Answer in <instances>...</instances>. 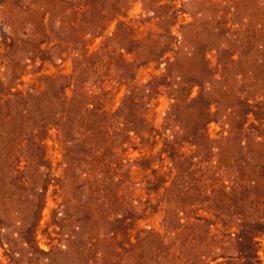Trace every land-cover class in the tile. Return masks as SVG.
I'll list each match as a JSON object with an SVG mask.
<instances>
[{
	"label": "rangeland",
	"instance_id": "rangeland-1",
	"mask_svg": "<svg viewBox=\"0 0 264 264\" xmlns=\"http://www.w3.org/2000/svg\"><path fill=\"white\" fill-rule=\"evenodd\" d=\"M0 264H264V0H0Z\"/></svg>",
	"mask_w": 264,
	"mask_h": 264
}]
</instances>
